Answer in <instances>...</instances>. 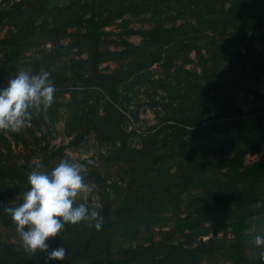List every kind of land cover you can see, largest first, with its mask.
Returning <instances> with one entry per match:
<instances>
[{"label": "rangeland", "instance_id": "1", "mask_svg": "<svg viewBox=\"0 0 264 264\" xmlns=\"http://www.w3.org/2000/svg\"><path fill=\"white\" fill-rule=\"evenodd\" d=\"M18 1L0 0V62L8 47L4 43L5 36L10 30H15L23 19L18 10L11 11ZM92 11L102 12L106 16L104 30L109 34L101 37L102 50H120L126 41L140 44L141 37L127 33L128 29H146L156 25L167 27L193 20L185 9L178 8L175 0H49L44 13L36 21L31 44L21 49L15 66L7 79L0 83V88L5 87L7 80L20 69L34 73V61L50 58V53L61 54L57 64L52 62L50 68L55 69L59 77L69 74L70 59L86 58V54L78 45L65 48L85 32L83 20ZM212 41L222 44L220 51L226 54V58L221 63L222 69L214 81L215 89L207 106L198 111L203 112L198 125L201 130L190 136L201 154L231 157L237 149L231 144L234 142L231 132L233 125L246 120L257 126H264V12L229 26L224 34H209L199 41V45L204 46V50L205 46L214 45ZM188 58L189 61L184 58L176 61L169 71H165L163 64H154L141 85L128 87L123 91L129 100L125 126L127 131L132 132L129 137L132 146H140L144 137L161 128L164 123L175 122L174 109L169 104L172 101L175 103L183 92L187 94L189 102L198 96L199 89L195 84L200 80V68L193 51ZM127 60L105 59L100 64V70L108 72L126 64ZM53 78L51 73L50 79ZM65 88L69 93L59 100L67 102L73 91L78 94L75 97H79L77 100L72 97L69 107L74 104L84 105L81 97L90 98L88 100L94 107H99L103 100V95L92 92V89H89L91 92L80 93L82 88ZM253 90L256 95L252 93ZM65 112L66 106L61 105L54 119L46 116L41 119L33 113L31 126L20 133L12 135L10 132H0V161L22 166L28 175L38 163L45 167H55L63 158L85 164L91 160L93 163L87 166L100 174L101 184L111 192L113 207L126 194L137 193L150 184L143 181L144 174L139 169L142 165L111 159L109 146L99 143L92 130L85 133L86 125L72 133L65 126ZM241 147L248 150L244 160L246 164H250L264 155V137ZM165 150L166 147L162 149L165 156L163 165L173 170L174 158L168 157L171 151L164 153ZM86 181L93 191L84 194L87 196L86 200L78 198L77 204L87 203L91 210L94 202L99 201L98 185L96 181ZM199 184L189 195L182 196L179 209L168 207L158 225L142 230L134 237L122 236L115 229L97 231L94 222L92 225L87 222L66 225L63 235L67 249L66 264H136L141 258L157 254L158 248L166 243L197 246L199 241L207 245L198 252L197 260L200 264H231L237 259L241 264H257L256 259L260 258L259 253L264 251V247H256L250 236L264 235V212L249 219L243 229L242 239L235 238L231 231L229 223L233 219L232 215L223 219L217 235L211 232L198 235L199 228L188 229L184 225L193 208L192 204L200 198H206L209 190L214 189L211 182ZM29 188L28 178L24 182H0V244L12 243L17 251L27 255L31 264H38L40 256L32 257L23 250L16 225L10 216L2 212V206L9 202L14 206L21 203L24 192ZM262 191L264 192V186ZM256 205L260 206L261 202ZM139 247L148 249L141 250Z\"/></svg>", "mask_w": 264, "mask_h": 264}, {"label": "trees", "instance_id": "2", "mask_svg": "<svg viewBox=\"0 0 264 264\" xmlns=\"http://www.w3.org/2000/svg\"><path fill=\"white\" fill-rule=\"evenodd\" d=\"M175 1L179 9H185L186 13L192 15V21L175 23L167 27L156 25L146 29H128L127 33L138 34L141 37V43L132 44L126 41L120 50L100 48L101 37L109 34L104 30L106 16H103L102 12H90L83 20L85 32L65 48L78 45L86 54V58L70 59L69 74L59 77L56 70L50 68L52 62L56 65L59 61L61 55L59 52L50 53V58H41L32 64L34 73L40 69L53 73L52 81L56 86L54 103L47 111H41L37 115L41 119L45 116L54 119L59 107L65 105V126L72 133L86 125L85 133L92 130L99 143L109 146L111 159L142 165L139 169L144 174L143 181L150 184L144 190L139 189L137 193L126 194L114 207L111 192L107 186L101 184L100 174L88 168L85 179L96 181L98 185L99 202L103 205L98 211L104 217L102 228L104 231L115 229L122 236L134 237L142 230L158 225L168 207H172L173 210L179 209L182 196L189 195L200 185L199 183L211 182L214 189L209 190L206 198H200L192 204L193 208L188 213L184 225L188 229L199 228L198 235L209 232L217 235L223 225V219L227 215H232L233 219L229 223L231 231L235 238L242 239L243 229L249 219L261 211L264 212L262 191L264 155L246 164L244 159L248 150L241 146L264 137V126H257L246 120H241L236 126L233 125L231 132L234 142L231 144L237 149L231 157L201 154L190 135L201 130L198 125L203 112L198 111L207 106V101L215 89L214 81L222 69L221 63L226 58V54L220 51L221 43L212 41L214 45L205 46L206 49L203 50L204 46H200L199 41L209 34H224L229 26L243 22L251 16H258L259 12H264V0ZM48 2L49 0H19L14 4L11 11L18 10L23 19L15 30H10L5 36L4 43L8 47L0 62V83L7 79L21 49L31 44L36 21L44 13ZM79 40L81 41L78 42ZM222 50L226 51L225 48ZM191 51L196 56L201 72L200 80L195 84L199 89L198 96L189 102L187 94L183 92L175 103L172 101L169 104L174 109L175 122L164 123L161 128L144 137L140 146H132L129 142L132 132L127 131L125 126L129 100L123 91L128 87L141 85L156 63L163 64L165 71H169L181 58L189 61L188 55ZM105 59L128 60L126 64L105 72L100 70V64ZM66 86L82 88L80 93L91 92L89 89H92V92L101 93L103 100L99 107H94L88 100L90 98L81 97L84 105L74 104L73 107H69L73 101L72 97L78 94L73 91L74 94L72 92L73 95L71 94L67 102L59 100L69 93ZM252 93L256 95L255 90ZM164 147H166L164 153L171 151L168 157L174 158L173 170L163 165ZM52 168L54 167L47 166L42 170L50 172ZM27 178L24 167L0 161V182L8 180L24 182ZM257 202H261V205L257 206ZM64 234L65 229L52 242V247L66 248ZM256 235L259 234L250 237L254 239ZM205 246L207 245L203 241H199L197 246L166 243L158 248L157 254L141 258L136 264H200L197 260L198 252ZM36 256H40L37 263L44 264L42 254L37 253ZM256 262L264 264L260 258H257ZM0 264L31 263L26 254L20 253L12 243H9L0 244ZM49 264H66V258L64 261L52 260ZM231 264L241 263L237 259Z\"/></svg>", "mask_w": 264, "mask_h": 264}, {"label": "clouds", "instance_id": "3", "mask_svg": "<svg viewBox=\"0 0 264 264\" xmlns=\"http://www.w3.org/2000/svg\"><path fill=\"white\" fill-rule=\"evenodd\" d=\"M50 76L44 69L39 73L20 69L7 80L6 86L0 88V132L18 134L31 126L33 113L39 114L52 106L56 86ZM92 163L63 158L50 172L42 170L45 166L38 163L28 174L30 188L24 192L22 202L2 206V212L16 225L23 250L32 257L42 254L44 264L65 260L67 249L52 247V242L66 225L94 222L97 231L103 228L104 217L98 211L103 205L99 201L94 202L91 210L87 203L77 204L78 198L86 200L84 194L93 191L85 179L87 165ZM253 243L258 248L264 247V235H256ZM259 257L264 261V251Z\"/></svg>", "mask_w": 264, "mask_h": 264}]
</instances>
